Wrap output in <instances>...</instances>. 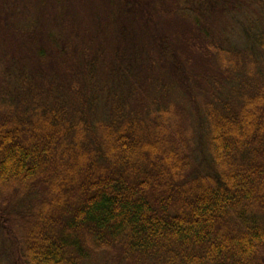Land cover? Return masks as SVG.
Masks as SVG:
<instances>
[{
    "label": "trees",
    "instance_id": "trees-1",
    "mask_svg": "<svg viewBox=\"0 0 264 264\" xmlns=\"http://www.w3.org/2000/svg\"><path fill=\"white\" fill-rule=\"evenodd\" d=\"M3 259L264 264V0H0Z\"/></svg>",
    "mask_w": 264,
    "mask_h": 264
},
{
    "label": "rangeland",
    "instance_id": "rangeland-1",
    "mask_svg": "<svg viewBox=\"0 0 264 264\" xmlns=\"http://www.w3.org/2000/svg\"><path fill=\"white\" fill-rule=\"evenodd\" d=\"M186 125L189 128V131L193 132V129H194L193 127L195 125V120L194 119H190V120L188 119ZM195 130H197V124L195 125ZM3 261L4 262L2 264H7L4 259H3Z\"/></svg>",
    "mask_w": 264,
    "mask_h": 264
}]
</instances>
